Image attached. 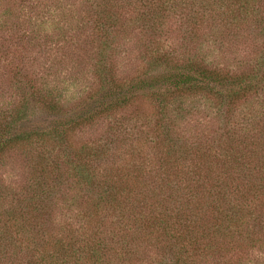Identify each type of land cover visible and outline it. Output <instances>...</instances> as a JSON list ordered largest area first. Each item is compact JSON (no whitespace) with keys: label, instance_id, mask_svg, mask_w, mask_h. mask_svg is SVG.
<instances>
[{"label":"trees","instance_id":"1","mask_svg":"<svg viewBox=\"0 0 264 264\" xmlns=\"http://www.w3.org/2000/svg\"><path fill=\"white\" fill-rule=\"evenodd\" d=\"M84 11L95 80L79 101L74 83L0 51L17 95L0 109V160L29 155L37 174L21 187L0 179V264H198L223 253L244 264L264 242V0H86ZM176 20L182 43L166 48ZM38 27L48 25L31 17L24 31ZM131 27L145 62L123 78ZM251 37L252 61H217L220 41L240 49ZM191 96L221 111L217 138L182 133ZM147 107L149 131L131 126L118 142ZM105 120L113 137L76 141ZM63 173L73 184L62 190Z\"/></svg>","mask_w":264,"mask_h":264},{"label":"rangeland","instance_id":"2","mask_svg":"<svg viewBox=\"0 0 264 264\" xmlns=\"http://www.w3.org/2000/svg\"><path fill=\"white\" fill-rule=\"evenodd\" d=\"M85 2L86 0H0V51H10L9 57L26 53V61L35 62L36 64L33 65L32 73L41 71L47 73L49 71L53 77L65 80L68 84L74 83L71 91L67 92L73 94L74 98L72 101H79V98L84 97L87 91L92 88L95 80L94 76L91 75L93 57L91 58L84 53L85 50L88 53H93L91 43L86 41L92 37V19L85 14ZM7 12H9V15L6 14ZM39 13L40 15L37 17L36 15ZM31 17L33 21L38 19V22H44L48 25L47 31L45 32L41 29L38 31V27L32 30L31 36L27 31L25 32V26ZM181 23L178 20L169 23L174 25L172 26L170 38L166 39V48H180V43H182ZM32 24L34 25L35 23ZM130 30L129 39L127 40L128 51L123 52V57L120 59L123 65L119 68L121 70L120 76L123 78L140 75L145 62V56L142 55L138 48L142 42L141 39H143V31L136 27L134 29L131 27ZM34 33L36 35H33ZM36 36L41 41L40 43L34 39ZM251 38V41L241 46V39L237 41V46L240 49H235V45L231 41H228V43L227 41H220L219 45L221 47L218 45L214 52L218 57L217 61L223 64L231 61L237 62L241 58L250 61L251 57L256 53L251 52L256 42L253 37ZM22 39L32 42L28 46L27 52L20 50L21 45L18 41ZM72 43H76L80 47L75 48L77 51H74L80 54L79 58L75 54L71 56L68 51V47L74 46ZM86 46H90V48H86ZM9 63L11 66L14 64V62L7 61L3 56H0V109L3 108L4 110L8 108L6 106L17 96L11 87L12 83L8 80L10 74L6 65ZM84 90L86 92L83 94ZM185 99L187 101L184 104V108L187 112H184V118L180 125L182 133L192 136V132H197L201 136L206 135V137L217 138L218 134L222 133L220 125L225 122L224 116L220 114L221 111L217 110L215 105H209L202 99H192V96ZM141 109L146 112L147 117L144 118V115H142L137 121L127 124L129 125L128 127L117 129V133L124 137L120 138L118 142L125 140L124 133L131 132V126L136 127L134 128L136 133L139 132L138 130L149 131L150 124L152 125L153 122V111L151 107ZM189 110L190 113L188 112ZM40 119L50 120L51 117L42 115ZM44 123L47 122H43L42 125H45ZM106 135L112 136V132H109V121L107 120L100 121L92 127L85 128L83 131H77L76 141L99 140L106 138ZM57 153L58 151L56 150L55 154ZM28 159H30L29 155H24L20 152L6 153L3 160H0V179H3L6 184L20 187L29 184L31 179L36 177L37 174L35 173V168L30 167ZM63 161L64 158H62L61 162L64 163ZM60 179L62 181L60 184L62 190L67 188L63 187V185L73 184V180L67 176V173L61 174ZM65 191L67 192V190ZM55 212L56 216L65 214V210L61 211L59 206L56 207ZM223 254L224 259L221 261L217 258V255H212L207 261H202L198 264H224L226 259L231 257H229L230 254L228 255V253ZM244 262V264H264V242L261 248L251 251L247 258L244 259Z\"/></svg>","mask_w":264,"mask_h":264}]
</instances>
